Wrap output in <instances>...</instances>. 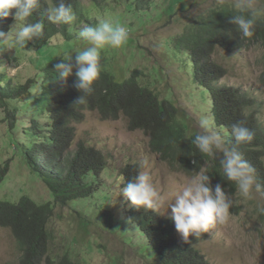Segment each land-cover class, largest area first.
Returning a JSON list of instances; mask_svg holds the SVG:
<instances>
[{"label":"trees","instance_id":"obj_1","mask_svg":"<svg viewBox=\"0 0 264 264\" xmlns=\"http://www.w3.org/2000/svg\"><path fill=\"white\" fill-rule=\"evenodd\" d=\"M90 1L93 6L103 9L111 0ZM125 1L130 10L139 13L138 17L156 3L155 0ZM64 2L70 4L76 14V20L70 25L47 20L48 0H41L40 8L29 18L28 22L42 19L44 32L42 37L33 39L27 79L8 77L0 70V109L8 120L9 144L14 145V154L21 156V162L44 182L50 195L47 199L36 200L24 193L15 201L0 196V228L11 230L20 251L18 260L7 264H86L83 259L85 248L71 247L72 243H78L75 239L78 234L72 236L62 252L51 249L54 240L51 220L57 216L58 207H68L73 215L69 220L71 235L75 232H71V228L82 225L87 229L92 224V216L86 209L72 206V203L86 199L101 202L93 216L100 225L115 232L122 228L119 205L111 209L107 203L109 196L99 185V178L109 169L107 155L85 141L78 142L71 150L77 135L76 124L85 120L87 111H98L103 119L128 118L130 130L143 129L150 137L151 150L173 167L177 165L193 175L206 166L213 189L220 184L226 195L236 190L235 184L222 176L219 157L203 155L192 144L198 131L191 128V116L173 100L162 99L157 91L159 87L152 82L158 78L145 77L142 69L126 73L118 56L120 52L125 54L123 49L127 45L119 49L106 46L100 50L101 72L90 93H81L74 87L75 67L66 80L58 78L54 65L69 56L72 60L64 62L74 65L76 49L83 47L78 39L81 30L77 28L78 24L96 26L99 23L81 0ZM51 3H57V0ZM235 14L233 8L211 9L199 21L195 19L187 24L182 34L165 40L164 48L174 57L180 50L183 52L182 63L190 71L189 80L200 89L202 103H209L214 125L224 133L227 146L236 147L243 154L255 169L257 181L264 185V125L255 109L258 101L248 91L220 82L227 70L211 58L219 48L231 53L242 50L247 43L264 44V20L256 22L251 37L242 38L236 26L229 23ZM141 22L144 21L141 19ZM14 23L12 15L0 19V32L7 33ZM57 35L64 37L61 44H53ZM4 43L0 42V47ZM81 95L85 96L86 103L76 104ZM31 107L33 119L29 125L26 114ZM39 115L45 119L43 125L38 120ZM238 122L254 132L252 141L235 145L231 129ZM10 170L11 161L0 165L1 188ZM140 171L139 165L125 166L120 171L125 186L133 182ZM127 201L128 218L134 221L141 237L149 243L143 248L145 254L151 252V256L161 259L164 264H210L195 248L176 240L173 220L160 219L155 211L137 208ZM70 214L59 216L65 218ZM128 233L126 231L125 235ZM118 258L113 257L108 264H116Z\"/></svg>","mask_w":264,"mask_h":264},{"label":"rangeland","instance_id":"obj_2","mask_svg":"<svg viewBox=\"0 0 264 264\" xmlns=\"http://www.w3.org/2000/svg\"><path fill=\"white\" fill-rule=\"evenodd\" d=\"M81 2L91 9L93 19H107L127 29L129 38L123 44L127 47L123 49L125 54L119 53L118 62L127 74L142 69L145 77H157L158 80L152 82L159 87L157 91L162 99L167 97L180 109L187 111L191 116V128L199 132L198 120L202 117L212 118L210 105L202 103L200 89L189 80L190 71L182 63L185 58L183 52L180 50L175 57L168 54L164 41L182 34L187 24L207 15L211 9L231 7V0H224L222 4L218 0H155L154 6L142 12L140 17L139 13L129 9L125 0H111L110 5L103 9L93 6L90 0ZM85 26L88 25L78 24L77 28ZM63 40L62 35H57L53 44H61ZM132 40L134 42L129 44ZM32 44L33 40L26 42L25 47H19L11 40L5 41L0 47V70L8 77L26 80ZM242 49L233 53L220 49L213 54L212 59L226 68V82L249 91L257 98L260 105L259 120L264 124V44L248 43ZM32 113L31 107L26 114L29 125L33 119ZM5 117V112L0 109V165L11 161V170L0 187V196L15 201L28 193L36 200L47 199L50 195L44 182L21 162V156L14 154V145L9 144L8 120ZM38 120L41 125L45 122L41 115ZM215 128L221 132L219 127ZM76 133L71 150L76 148L78 142L85 141L107 155L109 169L99 178V185L102 186V192L109 196L107 203L111 209L119 205L122 228L115 232L100 225L93 216L97 214L95 209L101 202L86 199L78 204L72 203V206L86 209L87 214L92 216V224L87 229L82 225L76 229L71 228V232L75 231L71 235L69 220L73 219V215L68 207H58L57 216L51 220L54 231L51 249L62 252L72 236L78 234L75 237L78 243H72L71 247L85 248L83 259L86 264H108L113 257H119L116 264H164L161 259L156 260L151 256V253H144V244L148 242L141 237L134 221L128 218V199L120 194L125 183L120 171L128 164H138L141 171L149 173L160 194V203L154 211L166 218H171L169 206L174 203L173 190L182 188L193 175L174 170L175 166L151 150L149 135L143 129L130 130V121L124 116L119 119H103L97 112L88 111L85 120L76 124ZM228 196L233 201L229 219L222 224L217 223L199 237L190 235L185 243L196 246L210 264H264V215L257 210L258 206H264V195L262 192H254L251 199L243 198L238 193ZM61 213L70 215L63 218L59 216ZM124 231L129 233L125 235ZM178 238L184 242L179 233ZM19 255L11 230L0 228V264L16 262Z\"/></svg>","mask_w":264,"mask_h":264},{"label":"clouds","instance_id":"obj_3","mask_svg":"<svg viewBox=\"0 0 264 264\" xmlns=\"http://www.w3.org/2000/svg\"><path fill=\"white\" fill-rule=\"evenodd\" d=\"M218 2L222 4L224 0H218ZM40 4L41 0H0V19L12 15L15 21L7 33L0 32V42L11 40L16 46L25 47L26 42L42 37L44 21L40 19L35 20V22H28L29 18L33 17L34 10L40 8ZM217 8H233L235 10L236 14L231 16L229 23L236 26L242 38L251 37L256 22L264 20V0H231V7L220 6ZM46 16L49 22L60 25H70L76 20L73 7L66 4L64 0H57V3L54 4L49 2ZM197 20L199 21V19ZM18 23L19 27H17ZM128 38L129 33L126 28L107 19L100 20L96 26L83 27L78 32V39L82 42L83 47L76 49L75 64L64 62L72 60V56H69L54 65L58 78L66 80L73 74V68L75 67L77 79L74 87L81 93H90L93 83L99 78L101 72L100 50L106 46L119 48ZM226 77L227 74L224 78ZM224 78L220 82L235 86L226 82ZM77 103L85 104V96L81 95L76 101ZM259 106L255 108L257 114ZM95 112L99 114L98 111ZM198 128L200 131L195 135L192 144L203 155L219 157L222 176L227 181L233 182L236 188L235 192H228L227 194L238 193L246 199H251L254 192H262L264 195V185L257 181L255 169L236 147L229 148L227 146L224 133L221 131L222 135L220 131L216 130L214 122L207 117H202L198 120ZM231 135L235 145L250 142L254 138V132L245 127L242 122L232 125ZM174 170L183 171L177 165H175ZM208 173L209 169L206 166L201 167L200 171L195 172L182 188L173 190L174 203L172 202L169 206L171 208V218L163 217L160 213L157 214L160 219L173 220L175 224L173 232L176 240L180 244L195 248L197 251L199 249L196 246L185 243L188 242L189 236L199 237L201 233L207 232L217 223L222 224L227 221L230 216L229 210L233 204V201L229 199L220 184H216L213 189ZM120 194L137 208H147L154 211L160 203V194L154 187L151 176L147 171H140L135 176L134 181L126 186L124 183ZM257 210L259 214L264 215V206H258ZM178 233L184 242L179 240ZM147 244H144V248H147L145 246ZM199 253L207 261L204 254L200 251Z\"/></svg>","mask_w":264,"mask_h":264}]
</instances>
